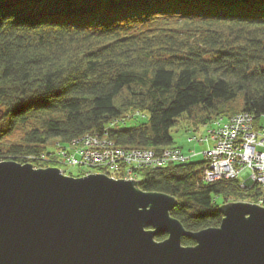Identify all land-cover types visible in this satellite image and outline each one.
I'll return each mask as SVG.
<instances>
[{
	"label": "trees",
	"instance_id": "1",
	"mask_svg": "<svg viewBox=\"0 0 264 264\" xmlns=\"http://www.w3.org/2000/svg\"><path fill=\"white\" fill-rule=\"evenodd\" d=\"M0 113V163L35 169L45 168L28 157L46 144L86 134L127 150L178 149L182 116L197 131L247 113L260 130L264 0H0ZM204 166L140 168L136 189L173 197L169 216L188 233L218 228L228 201L264 208V187L204 183Z\"/></svg>",
	"mask_w": 264,
	"mask_h": 264
},
{
	"label": "water",
	"instance_id": "2",
	"mask_svg": "<svg viewBox=\"0 0 264 264\" xmlns=\"http://www.w3.org/2000/svg\"><path fill=\"white\" fill-rule=\"evenodd\" d=\"M136 184L1 162L0 264H264V208L226 203L218 228L188 233L173 197Z\"/></svg>",
	"mask_w": 264,
	"mask_h": 264
},
{
	"label": "built area",
	"instance_id": "3",
	"mask_svg": "<svg viewBox=\"0 0 264 264\" xmlns=\"http://www.w3.org/2000/svg\"><path fill=\"white\" fill-rule=\"evenodd\" d=\"M135 115L142 117L138 112ZM126 119L129 120V117ZM210 125L203 136L190 140L206 146V150L201 153L205 162L202 181L211 184L238 180L240 188L254 184L264 187V128L255 129L254 117L247 113L228 119L220 118ZM65 145L63 147L60 142L55 143L53 153L48 149L39 157L30 156L28 159L43 166L60 163L67 167H85L100 171L112 180L138 181L134 172L140 168L157 169L168 164H182L199 154L192 152L184 155L178 149H166L155 154L149 150L117 148L106 134L98 133L86 134ZM261 203L257 205L261 206Z\"/></svg>",
	"mask_w": 264,
	"mask_h": 264
},
{
	"label": "rangeland",
	"instance_id": "4",
	"mask_svg": "<svg viewBox=\"0 0 264 264\" xmlns=\"http://www.w3.org/2000/svg\"><path fill=\"white\" fill-rule=\"evenodd\" d=\"M137 28H141L140 30L146 31L150 27L149 25L144 24L141 26L138 25ZM130 32H132V30ZM1 116H2V113H0V118ZM141 122H145V119L139 122H127L125 127L130 128V127L140 124ZM256 125L257 127L264 128V118L259 119ZM207 126H210V125H207ZM205 130H206V127L201 126L199 127L197 131H193L190 122L185 118V116L180 117L178 119L177 126L171 131V135L174 141L175 148H178L184 155L191 154L192 152L199 153L198 156L192 159V162L203 160L201 153H203L206 150V146L201 145L197 142H190V140L188 141V139H190L193 136H203L205 134ZM16 133H19V131H17ZM55 143H58V141H52L49 144L45 145L47 150L51 149L52 151V152L51 151H48V152H51V153L54 152L53 146ZM61 145L63 147L66 146L63 143H61ZM66 151L69 152V149L66 148ZM47 154L48 153H46V155ZM43 167L58 169L64 176H67V177L72 176V178H76V177L82 178L88 175L97 174L96 173L97 170H91L85 167H67L60 163L58 164L50 163L48 165H44ZM227 203H234V202L228 201Z\"/></svg>",
	"mask_w": 264,
	"mask_h": 264
},
{
	"label": "clouds",
	"instance_id": "5",
	"mask_svg": "<svg viewBox=\"0 0 264 264\" xmlns=\"http://www.w3.org/2000/svg\"><path fill=\"white\" fill-rule=\"evenodd\" d=\"M46 169V168H45Z\"/></svg>",
	"mask_w": 264,
	"mask_h": 264
}]
</instances>
